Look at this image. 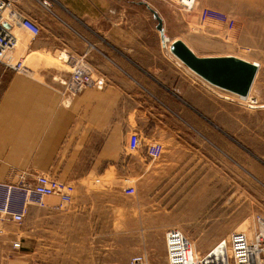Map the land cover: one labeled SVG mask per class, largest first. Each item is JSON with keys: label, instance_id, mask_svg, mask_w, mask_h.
<instances>
[{"label": "rangeland", "instance_id": "1", "mask_svg": "<svg viewBox=\"0 0 264 264\" xmlns=\"http://www.w3.org/2000/svg\"><path fill=\"white\" fill-rule=\"evenodd\" d=\"M133 1L141 4L140 0ZM169 2L174 13L186 17L187 32L180 36L194 52L233 55L258 66L247 97L208 84L178 59L185 68L175 66L174 71L158 76L166 77L165 81L131 82L123 78L68 94L54 79H67L69 75L70 67L57 60L61 51L52 55L39 51V37L32 38L18 28L17 57H24L23 69H7L0 62L1 103L6 100L8 88L23 89L24 84L39 83L57 92L63 107H94L88 114L82 111L71 115L74 126L86 120L89 130L93 128V140H89L93 146L82 153L89 154L91 161V150L94 151L99 163L104 141L114 140L120 147L113 148L111 157L87 176L53 175L60 188L45 201H59V194L65 193L70 201L78 197L112 202L117 218L113 229L121 232L122 238L134 235V230L142 234L136 223L144 217V236L161 234L165 251V258L154 250L151 255L137 252L146 264H171L166 255L167 233L171 229L190 243L194 257H198L220 238L227 239L232 231L252 235L255 217L264 218V0H196L190 10L178 0ZM167 41L165 35L166 50ZM90 67L93 77L102 76L98 69ZM99 70L108 75L120 73L117 67ZM84 93L98 95V101L73 103ZM7 145L0 152V158H4L0 161L1 198L18 180V173H55L52 168L50 172L36 168L33 162L7 160L13 150L20 151L16 158L28 157L30 152L26 145ZM87 165L86 161L75 164L74 172H86ZM80 172L78 175H82ZM27 178L32 180L28 175ZM12 191L13 196L21 195L19 190ZM21 226L22 222L0 223V250L11 245L4 256L0 254V264H23L13 260L19 251L13 243L19 241ZM124 260L121 257L120 264Z\"/></svg>", "mask_w": 264, "mask_h": 264}, {"label": "crops", "instance_id": "2", "mask_svg": "<svg viewBox=\"0 0 264 264\" xmlns=\"http://www.w3.org/2000/svg\"><path fill=\"white\" fill-rule=\"evenodd\" d=\"M140 1L138 5L133 0H56L51 14L39 6L29 5V14L42 27L38 50L51 55L65 51L68 55L84 56L89 66L102 73L105 84L123 78L131 82L165 81L166 77L158 76L174 71L175 66L185 68L169 52V45L181 39L189 46L180 36L187 32L186 17L174 13L169 0ZM165 35L169 38L167 50L163 44ZM99 67H117L120 73L108 75ZM22 86L26 88H8L3 105L0 102V152L7 142L18 147L26 145L30 152L28 157L16 158L20 151L14 147L17 150H13L7 160L33 162L39 169L50 172L52 168L55 173L48 175L77 178L97 169L103 160L111 157L113 148L120 147L114 140L104 141L102 159L96 163L91 150L93 155L89 161V154L82 151H90L89 147L93 146L89 141L93 140V128L89 130L86 120L74 126L71 115L82 111L88 114L94 107H63L57 92L48 91L39 83ZM98 98L94 93H84L73 103L98 101ZM2 160L4 158H0ZM84 161L88 162V168L78 175L79 172H74L75 164ZM43 162L49 164L46 166ZM59 204V201L50 200L45 207L24 206L22 226L18 230L21 233L19 247H13L19 250L14 261L23 264H120L123 257V264H129L132 254L145 251L151 255L152 250L165 258L162 235L144 236V217L136 223V226L140 224L142 234L134 230L131 231L134 235L122 238V233L113 229L117 218L112 202L106 204L105 200L101 203L77 197ZM118 205L121 209V204ZM10 240L11 237H7V241ZM10 247L8 244L1 248V257Z\"/></svg>", "mask_w": 264, "mask_h": 264}, {"label": "built area", "instance_id": "3", "mask_svg": "<svg viewBox=\"0 0 264 264\" xmlns=\"http://www.w3.org/2000/svg\"><path fill=\"white\" fill-rule=\"evenodd\" d=\"M186 10L193 8L196 0H178ZM56 0H0V62L5 68L20 71L23 69L22 56L15 52L16 37L14 28L22 29L32 38L40 35L41 29L38 21L29 12V5L39 6L42 10L52 13ZM165 42H163L164 44ZM61 61L70 67L67 79L62 86L68 94H74L84 88L103 86L102 76L93 77L92 69L84 56L68 55ZM18 179L8 186L6 196L0 197V223L23 221L24 206L34 204L45 207L46 197L57 194L60 188L58 180L47 174L36 175L32 180L27 178L25 172L16 175ZM13 190L21 191V195L13 196ZM68 194H59V206L69 203ZM13 247H19L18 242ZM190 243L181 238L177 231L169 230L167 233L166 255L171 264H264V218L256 216L254 219V234L248 235L243 231H232L228 238H220L205 253L194 257ZM129 264H146L142 255L135 254Z\"/></svg>", "mask_w": 264, "mask_h": 264}, {"label": "water", "instance_id": "4", "mask_svg": "<svg viewBox=\"0 0 264 264\" xmlns=\"http://www.w3.org/2000/svg\"><path fill=\"white\" fill-rule=\"evenodd\" d=\"M169 52L208 84L242 97L247 96L257 72L253 62L237 56H199L181 39L171 42Z\"/></svg>", "mask_w": 264, "mask_h": 264}, {"label": "bare ground", "instance_id": "5", "mask_svg": "<svg viewBox=\"0 0 264 264\" xmlns=\"http://www.w3.org/2000/svg\"><path fill=\"white\" fill-rule=\"evenodd\" d=\"M13 33L15 34V37H16V47H15V52H16V54H17V49H18V46H19V39H18V36L16 35V32H15V28H14V30H13ZM163 41H164V38H163ZM68 57V53L67 52H65V51H61L60 52V54H59V56L57 57V60H61V59H66ZM255 64V63H254ZM256 65V64H255ZM257 66V65H256ZM257 70H258V66H257ZM257 73V72H256ZM255 77H256V75H255ZM54 79L56 80V81H58L59 82V84L60 83H62V81L64 80L63 78H61L60 76H58L57 78H55L54 77ZM255 79V78H254ZM254 82V81H253ZM61 85V84H60ZM252 85H253V83H252ZM252 85H251V87H250V90H251V88H252ZM250 90H249V92H250ZM249 92H248V94H249ZM248 94H247V96H248ZM236 95V94H235ZM239 96V95H238ZM247 96H245V97H247ZM240 97H242V96H240ZM254 234V230H253V233H252V235Z\"/></svg>", "mask_w": 264, "mask_h": 264}]
</instances>
